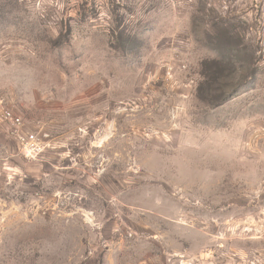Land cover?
<instances>
[{"label": "rangeland", "instance_id": "374dc122", "mask_svg": "<svg viewBox=\"0 0 264 264\" xmlns=\"http://www.w3.org/2000/svg\"><path fill=\"white\" fill-rule=\"evenodd\" d=\"M0 264H264V0H0Z\"/></svg>", "mask_w": 264, "mask_h": 264}, {"label": "built area", "instance_id": "2783aa9c", "mask_svg": "<svg viewBox=\"0 0 264 264\" xmlns=\"http://www.w3.org/2000/svg\"><path fill=\"white\" fill-rule=\"evenodd\" d=\"M0 118L13 126V135L27 157L36 158L40 155L43 150V141L38 133L24 130L22 116L0 105Z\"/></svg>", "mask_w": 264, "mask_h": 264}]
</instances>
